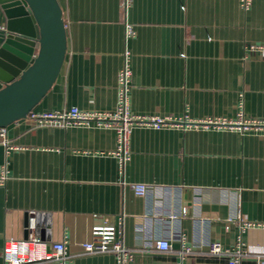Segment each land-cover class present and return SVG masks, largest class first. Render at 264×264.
<instances>
[{
  "label": "crops",
  "instance_id": "1",
  "mask_svg": "<svg viewBox=\"0 0 264 264\" xmlns=\"http://www.w3.org/2000/svg\"><path fill=\"white\" fill-rule=\"evenodd\" d=\"M58 1L67 54L34 112L115 111L128 52L131 113L177 125L136 126L123 170L112 128L32 129L26 118L9 125L17 149L0 144V167L9 170L0 187V264L5 241L33 231L65 242L67 264H117L83 254L92 228L105 224L121 231L131 264H178L186 247L183 264H228L208 254L211 243L229 251L242 243L241 264H264V133L197 125L240 112L264 120V54L248 51L264 45V0L247 11L240 0H132L127 9L122 0ZM6 23L0 4V45ZM239 215L257 226L243 227ZM158 239L171 250L153 248Z\"/></svg>",
  "mask_w": 264,
  "mask_h": 264
},
{
  "label": "built area",
  "instance_id": "2",
  "mask_svg": "<svg viewBox=\"0 0 264 264\" xmlns=\"http://www.w3.org/2000/svg\"><path fill=\"white\" fill-rule=\"evenodd\" d=\"M132 0H122L124 9H127ZM243 10L250 9L253 0H240ZM129 35L133 34L131 26H127ZM248 51L264 54V45L251 46ZM126 61L118 76L119 103L115 111H81L79 108L61 110L55 112L38 113L32 111L26 116V122L32 129L39 127H89L112 128L117 134V149L114 155L118 158L120 168L123 170L131 159V134L136 126H152L156 129L167 128L177 125L170 118L135 116L130 111L129 93L131 88L132 71L129 65V53L126 52ZM180 124V123H179ZM202 125L204 128H229L241 131L259 130L264 133V120H250L239 113L236 120L222 118H210ZM0 144L7 151L17 149L8 137V128H0ZM9 178V170L6 165L0 167V187H4ZM147 186L136 184L134 191L137 196L144 197L147 194ZM187 209L183 208L186 215ZM237 220L243 227L254 228L257 225L249 222L245 216L239 215ZM261 227V226H260ZM264 228V227H263ZM91 241L82 244L84 255H112L117 264H131L133 251L125 246L121 240V231L114 225L105 224L95 226L91 230ZM152 247L160 251H169L172 246L168 240H154ZM189 247L183 248L179 257L183 259L191 254ZM208 254L214 257L226 256L228 264H241L245 252L240 243L235 250H226L219 243L209 245ZM4 264H67V248L65 242H49L34 231L26 239H8L5 241L2 251Z\"/></svg>",
  "mask_w": 264,
  "mask_h": 264
},
{
  "label": "water",
  "instance_id": "3",
  "mask_svg": "<svg viewBox=\"0 0 264 264\" xmlns=\"http://www.w3.org/2000/svg\"><path fill=\"white\" fill-rule=\"evenodd\" d=\"M7 23L0 45V128L34 111L58 80L67 30L58 0H0Z\"/></svg>",
  "mask_w": 264,
  "mask_h": 264
}]
</instances>
